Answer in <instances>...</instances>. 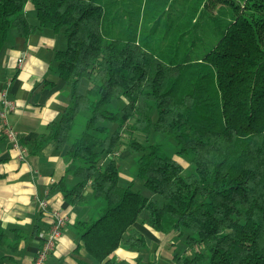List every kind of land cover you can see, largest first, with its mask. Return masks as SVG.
Listing matches in <instances>:
<instances>
[{
    "label": "trees",
    "instance_id": "obj_1",
    "mask_svg": "<svg viewBox=\"0 0 264 264\" xmlns=\"http://www.w3.org/2000/svg\"><path fill=\"white\" fill-rule=\"evenodd\" d=\"M28 1L36 22L26 15ZM223 1L232 17L213 42L196 36V44L189 33H167L186 23L185 0L161 35L150 14L170 9L169 0L140 1L124 19L110 15L120 0H0V50L10 27L24 36L46 27L66 40L54 57L70 103L29 143L69 144L57 185L72 203L88 201L87 185L104 201L98 215L76 222L93 258L78 264H135L112 253L120 243L146 245L133 227L144 208L156 230L186 231L189 251H176L172 264H264V0ZM145 21L153 23L151 33L143 32L151 24ZM82 111L85 126L74 134ZM124 130L139 151L136 174L150 195L119 182L114 150ZM134 131L173 135L192 171L183 174L181 161L158 143L140 144ZM6 236L0 224V246Z\"/></svg>",
    "mask_w": 264,
    "mask_h": 264
},
{
    "label": "crops",
    "instance_id": "obj_2",
    "mask_svg": "<svg viewBox=\"0 0 264 264\" xmlns=\"http://www.w3.org/2000/svg\"><path fill=\"white\" fill-rule=\"evenodd\" d=\"M24 9L28 19L36 22L33 4L28 1ZM65 45L64 35L50 28L24 36L10 27L0 50V90L6 88L8 97L14 100L8 121L20 138L16 144L10 141L0 121V224L7 234V242L0 246V264L32 263L39 246L37 234L47 229L53 210L66 214L67 220L45 264H78V260L93 259L82 244L76 222L98 215L104 201L94 198L87 185L84 193L88 201L72 203L57 185L68 165L69 144L59 148L54 140L47 139L33 149L29 143L47 132L48 124L57 120L70 103L69 90L57 72L54 57L55 51ZM66 181L74 184L77 179L68 173ZM41 201L46 202L44 206ZM147 217L144 208L133 224L144 235L146 245L130 248L120 243L112 253L115 259L172 264L176 251H189L184 229L180 233L174 229L162 232L150 226Z\"/></svg>",
    "mask_w": 264,
    "mask_h": 264
},
{
    "label": "rangeland",
    "instance_id": "obj_3",
    "mask_svg": "<svg viewBox=\"0 0 264 264\" xmlns=\"http://www.w3.org/2000/svg\"><path fill=\"white\" fill-rule=\"evenodd\" d=\"M140 1L143 2V0H120V2L112 8V11L110 13L111 17L124 19V11H132V8L135 5L139 4L138 2ZM185 2H187V0H185ZM185 2L184 0H169L168 5L171 6L170 9H168V6H166V8L162 9V11H157L155 13L156 15L154 13H151L150 16L152 15L154 19L159 18L158 23L155 26V30L157 31H155L154 33H159V35H161V33H165V31L169 28V26L167 25L168 15L175 9L182 7ZM186 9H188V15H186L185 18L186 23L179 29H177L178 27H170L171 31L167 33H175L172 35L168 34L169 37L177 36L178 33H189L190 39L194 40L196 44L198 42L196 36H199V38L202 37V40H204L205 42H213L218 36L216 35V33H220V30L222 29L223 25L232 17L231 5L223 0H201V3L199 5H194V3L191 5L190 1H188L186 3ZM192 9L195 10V12L193 11L195 15L193 20H191L189 17V12ZM157 14L160 15L157 16ZM132 15L133 14H131V16ZM163 18L167 20L164 21ZM150 23V21H145L144 25H149ZM152 24L153 23H151L148 28L144 27L143 32L151 33L153 27ZM114 104H120V101L115 100ZM87 116L88 113L85 111L80 112L76 116L75 125L72 130L74 134H78L80 131L83 130ZM155 116L156 112L154 111L152 113V117L155 118ZM114 125H116V123L108 122V126L110 129H112ZM133 135L135 138L138 139V142L140 144H160L161 150L164 153L175 157L176 159L181 161V163H183V174H187L192 171L193 167L189 157L185 154H181L176 151V140L173 135H167L165 133L155 131H152L148 136L145 133L134 131ZM127 141V133L124 130L119 140L118 146L114 151L120 172L119 182L123 185H126L131 182L133 188L141 189L143 193L150 195V190L143 187L141 179L136 174V159L139 155V151L130 147L127 144ZM156 198L160 197L156 196ZM176 233L178 236V232ZM183 238L184 236L181 235V240H183Z\"/></svg>",
    "mask_w": 264,
    "mask_h": 264
},
{
    "label": "built area",
    "instance_id": "obj_4",
    "mask_svg": "<svg viewBox=\"0 0 264 264\" xmlns=\"http://www.w3.org/2000/svg\"><path fill=\"white\" fill-rule=\"evenodd\" d=\"M22 61V57L18 58ZM0 121L1 129L4 135L13 143H18V132L10 125L8 121V113L14 108V100L7 95V89L0 90ZM45 201H41V205H45ZM51 222L46 230L38 232L39 246L32 259L31 264H45L48 254L54 249L57 238L60 236L62 228L67 220V215L61 211L53 210L51 212Z\"/></svg>",
    "mask_w": 264,
    "mask_h": 264
}]
</instances>
